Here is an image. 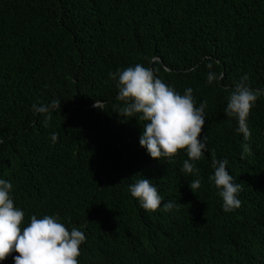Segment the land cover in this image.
Returning a JSON list of instances; mask_svg holds the SVG:
<instances>
[{
    "label": "trees",
    "instance_id": "obj_1",
    "mask_svg": "<svg viewBox=\"0 0 264 264\" xmlns=\"http://www.w3.org/2000/svg\"><path fill=\"white\" fill-rule=\"evenodd\" d=\"M135 64L206 102L198 174L181 173L183 150L151 158L145 122L118 114L110 73ZM239 82L264 93V0H0V178L22 224L55 214L82 230L79 264H264V95L245 140L224 114ZM214 158L242 185L230 213ZM141 175L176 207L142 209L128 188Z\"/></svg>",
    "mask_w": 264,
    "mask_h": 264
},
{
    "label": "clouds",
    "instance_id": "obj_2",
    "mask_svg": "<svg viewBox=\"0 0 264 264\" xmlns=\"http://www.w3.org/2000/svg\"><path fill=\"white\" fill-rule=\"evenodd\" d=\"M110 76L117 82V100L122 102L118 114L126 120L131 117L145 122L139 144L147 154L153 159L165 158L167 163H172L173 157L183 150L188 159L183 161L181 173L198 174L196 162L208 151L207 136L201 137L206 102L197 105L191 88L184 89L181 94L156 76L152 68L142 64L117 70ZM216 79L215 74L207 77L209 83ZM261 95L264 93L239 82L228 96L224 114L236 120L235 131L245 140L251 136L247 124L250 111ZM99 103L101 101H96L94 106L98 107ZM33 109L37 113L48 111L44 106L34 105ZM51 138L55 142L57 137L53 134ZM228 164L226 158H214L213 172L208 177L222 199L221 207L225 213L241 206L239 194L242 191V185L228 171ZM200 186L199 178L189 182L193 193ZM12 188L11 181L0 178V262L15 252L19 255L12 256L14 264H79V249L86 240L84 232L75 226L69 230L55 214L39 218L32 215L30 222L23 225L24 212L14 206ZM128 188L145 211H171L176 207L173 201L165 202L152 180L143 175Z\"/></svg>",
    "mask_w": 264,
    "mask_h": 264
}]
</instances>
